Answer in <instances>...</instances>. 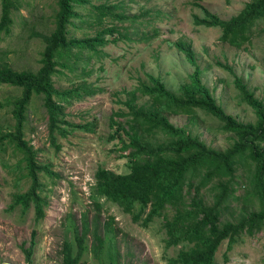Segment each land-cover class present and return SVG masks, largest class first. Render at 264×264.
I'll use <instances>...</instances> for the list:
<instances>
[{
    "label": "rangeland",
    "instance_id": "obj_1",
    "mask_svg": "<svg viewBox=\"0 0 264 264\" xmlns=\"http://www.w3.org/2000/svg\"><path fill=\"white\" fill-rule=\"evenodd\" d=\"M251 0H89V4H76L77 17L69 26L70 36L77 39L94 37L101 27H114L117 33L109 34V43L98 53L84 51L82 59L68 67H58L54 76L57 89L77 87L86 81L94 91L83 99H73L64 105L66 120L72 124L69 134L63 137L54 133L59 152L51 145L49 115L42 96H34L27 112L25 139L38 150L37 160L51 164V177L39 172L44 185L42 196L47 201L45 218L35 221L32 207L23 212L21 207L10 209L13 195L26 193L32 184L27 177L23 155L7 147L0 152V264H26L22 246L31 245L36 235L34 264H65L62 254L65 241L73 244L76 253L75 229L80 232L82 218L88 214L90 222L97 218L101 235L103 226L112 218L114 234L104 237V249L100 252L88 237L87 251L81 264H110L111 256L118 252V264H170L179 247H167L164 218H156L149 227L135 223L132 216L110 201L92 199L95 175L99 168L117 174L129 172V159L123 152L119 136H124L113 119L127 129L131 117L123 104L128 93L140 82L150 83L153 75L173 92L190 82L196 70L176 47L179 41L192 46L203 83L212 91L225 112L244 123H254V110L241 97L235 80L240 78L257 98L264 101V18L252 29L251 41L240 49L221 41L222 30L197 25L195 16L204 17L202 7L223 20L236 16ZM19 9L12 15L10 33L0 32V65L7 64L16 71L37 72L46 43L39 34L49 35L55 29L58 0H18ZM101 4L118 5V14L128 19L111 17L100 24L95 21V7ZM200 6V7H199ZM2 16L0 0V22ZM137 16L138 18H135ZM75 48L73 52H77ZM84 71L89 75H84ZM22 90L0 84V102L8 104L0 109V127L13 131L15 120L12 102L21 97ZM148 98H141L144 104ZM169 121L176 127L186 128L207 146L225 151L234 143V135L224 129L223 122L202 110L192 115L168 113ZM95 123L93 132L79 126ZM114 136V138H112ZM153 142L164 141L158 134ZM254 164L239 159L237 171L230 184V196L220 207L219 223L238 222L244 214L260 209L258 200L247 195ZM188 176L187 196L197 193L211 206L215 202L217 179L201 186L202 176ZM187 182V183H188ZM192 184V187L189 185ZM95 202L102 204L100 211ZM164 215L173 216L168 208ZM216 264H264V227L254 234L243 233L237 244L228 249L225 241L216 254Z\"/></svg>",
    "mask_w": 264,
    "mask_h": 264
},
{
    "label": "trees",
    "instance_id": "obj_2",
    "mask_svg": "<svg viewBox=\"0 0 264 264\" xmlns=\"http://www.w3.org/2000/svg\"><path fill=\"white\" fill-rule=\"evenodd\" d=\"M85 3L89 4V0H58L54 31L49 35H38L46 47L42 54V67L37 72L16 71L7 64L0 65V84L22 90L21 97L12 102L14 130L5 132L0 127V152L12 146L14 151L21 153V164L25 163L26 175L32 181L26 193L13 195L10 209L21 207L23 212H27L33 207L36 222L45 218L47 205L42 196L44 185L39 181L38 173L44 172L51 177L57 175L51 171V164L38 162L39 151L25 139V122L31 100L34 96L43 97L49 115L51 145L59 152L61 147L54 133L66 137L69 134L68 127L72 126L66 120L64 105L73 99L81 100L94 91L86 81L71 89H57L54 76L58 73V67L72 70L73 67L68 65L72 57H75L74 64L82 59L86 50L98 53L100 48L109 43L106 36L117 33L114 27H101L94 37L77 39L70 36L69 26L72 19L78 16L75 5ZM1 8L0 32L9 34L13 24L12 15L18 11L19 2L1 0ZM118 9L119 6L113 4L96 6L95 21L103 24L104 19L109 17L119 20L129 18L118 14ZM202 11L204 17L195 16L196 24L220 28L221 41L240 49L251 41L256 22L264 18V0H251L239 14L228 20L221 19L204 7ZM176 47L196 66L190 82L181 85L179 93H176L168 89L161 79L148 75L150 83L140 82L135 90L128 93L129 97L123 103L129 110L127 115L131 117L127 121V129L114 119L112 121L113 126H118L115 133L120 130L124 132V136H119L121 149L130 153L121 157L129 159L130 170L126 174H117L99 168L91 196L93 200L104 198L119 205L126 214L132 216L135 223H141L144 227H149L156 218L163 217L167 247H179L176 257L170 258V264H216V254L225 241H228V249H232L243 233L254 234L264 227V101L257 98L243 80L237 78L235 83L242 100L254 110L257 119L254 123H244L227 114L203 83L192 46L179 41ZM75 48L77 52H73ZM83 73L89 75L86 71ZM141 98L148 100L138 104ZM7 104L0 102V109ZM197 109L223 122L224 129L234 135V143L230 148L225 151L212 149L186 128L176 127L167 117L168 113L192 115ZM79 128L93 132L95 123ZM158 134L164 135L165 140L153 142L152 139ZM243 158L254 164L247 195L258 200L260 209L242 215L238 222L219 223L220 207L231 194L230 184L239 159ZM199 174L202 176L201 186L218 180L214 185L217 192L215 202L211 206L204 202L199 193L190 198L187 196L185 188L189 184L188 176H193L190 179L192 181ZM189 186L192 187V184ZM95 205L100 211L102 204L95 202ZM168 208L173 211L171 218L164 215ZM113 221L111 218L103 226L102 236L97 218L91 223L88 214H84L80 232L75 229L76 253H73L71 242L65 241L63 246L65 264H81L88 249L86 243L89 236H92L101 252L105 245L104 237L114 234ZM33 234L31 245L26 247L27 244H24L21 247L26 264H34L37 243L36 235ZM110 264H118V252L111 256Z\"/></svg>",
    "mask_w": 264,
    "mask_h": 264
}]
</instances>
